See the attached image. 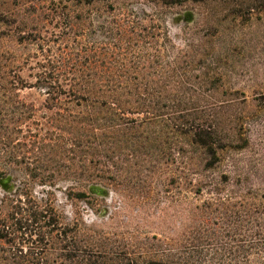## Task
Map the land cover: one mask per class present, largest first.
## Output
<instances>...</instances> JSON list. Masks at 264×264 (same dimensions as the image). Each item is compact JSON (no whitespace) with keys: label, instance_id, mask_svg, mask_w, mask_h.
<instances>
[{"label":"rangeland","instance_id":"374dc122","mask_svg":"<svg viewBox=\"0 0 264 264\" xmlns=\"http://www.w3.org/2000/svg\"><path fill=\"white\" fill-rule=\"evenodd\" d=\"M0 18V151L15 153H0V216L29 196L63 233L30 223L0 262H262L264 0H0ZM94 71L142 87L132 97L165 116L99 138L84 161L86 138L97 140L84 111L50 110L34 86ZM195 121L218 127L214 168L189 134Z\"/></svg>","mask_w":264,"mask_h":264},{"label":"trees","instance_id":"16d2710c","mask_svg":"<svg viewBox=\"0 0 264 264\" xmlns=\"http://www.w3.org/2000/svg\"><path fill=\"white\" fill-rule=\"evenodd\" d=\"M0 22L5 23V20H0ZM106 71L110 74L112 72L110 69H106ZM102 74V71H96L94 74L90 73L85 75L84 73L77 72L72 75V80H77L72 84L61 83L59 80L54 83L51 81L48 82L46 80H50L51 78L40 76L38 83L34 86L35 88L45 91L49 105L48 108L50 110L57 108L60 103L65 101L70 105L74 104L75 107L84 111V113L81 114L79 122L80 127L83 132L86 133V137L90 136V138L93 137L95 140L97 138L96 142L86 138L83 144V148H86L83 155L84 161L90 154L91 147L98 146V143L99 146H101L102 143L99 141V138L108 136V134H112L119 130H134L142 127L143 124H152L153 122L161 120L165 116V114H160V110H157L160 108V106H157L159 105L158 102H151L142 98L134 99L132 97L134 96L133 91L141 92V90H143L142 87H131L129 84L123 83L114 84L108 80H104L106 76ZM70 111L71 110H69V112ZM188 111L189 110H185V112ZM194 123L189 134L194 138L193 143L203 149L205 154L212 158V161L207 164V169L214 168L217 161L219 162V151L223 150L225 147L218 133V127L211 122H206L207 125L204 123H196V121ZM5 129L8 130V126L5 127ZM1 152L2 154L6 153L9 158L14 159L13 156L15 153L12 149H1L0 153ZM70 152H73V150ZM83 167L88 169L87 166ZM95 169H97L101 176H105L111 172V167L108 166V164L100 163V165L95 166ZM81 195L82 197L85 196V194ZM15 196V199H9L11 201L9 206L10 212L6 214V216H0V245H2V243L5 245L14 244L18 240L16 235H22V230L25 229L26 226H29L30 223L37 227L43 224L44 226L40 227V230L44 229V227L47 228L48 232H46V236L49 235L51 237V234L55 231L58 233L60 232V235L63 234L61 233V229H58L59 222L57 221V216L52 207L47 206L42 208L36 205L29 196L25 198V201H23L24 199L21 198V195H19V197L18 195ZM68 236L69 235L64 232V237L66 239H69ZM39 237H41V233L38 234V238ZM42 241L43 240H36V242H33V251L35 250V244L38 242L42 243ZM36 248L37 250L38 248L43 250L41 246ZM260 251L264 254V247H262ZM261 258L262 262L259 264H264V256H261ZM40 260L43 259L33 257V260H31L33 262L31 263L42 264ZM14 261L24 263L26 260L23 259V261H20L19 258H15ZM6 262L9 261L0 262V264H6ZM142 264L169 263L163 261H147ZM175 264L194 263L182 261Z\"/></svg>","mask_w":264,"mask_h":264}]
</instances>
